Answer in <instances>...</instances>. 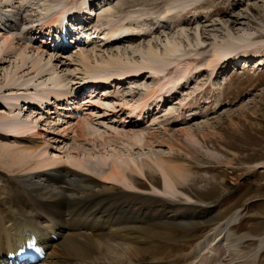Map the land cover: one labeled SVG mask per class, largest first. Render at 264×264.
Returning a JSON list of instances; mask_svg holds the SVG:
<instances>
[{
	"label": "rangeland",
	"instance_id": "1",
	"mask_svg": "<svg viewBox=\"0 0 264 264\" xmlns=\"http://www.w3.org/2000/svg\"><path fill=\"white\" fill-rule=\"evenodd\" d=\"M115 1L109 0L108 4L102 7L112 6ZM199 3H201L200 6L190 9ZM130 5L123 11H112L111 15L116 12L114 19L131 15L127 20L128 23L140 29L142 27V32L152 31V33L143 36L144 38L140 40H137L138 36L132 34L127 38L121 37L122 41L106 46L108 49L105 48L101 54L108 51L121 55L123 60L134 59L140 62L144 57L140 51L145 52L149 45H153L154 51L158 55L162 54L163 59H173L176 60L175 63L181 61L183 65L180 67L185 65L184 62L189 63L192 69L187 80H183L175 90L171 89L170 94L161 104L153 101L147 113L142 116L143 122L137 121L138 118L134 116L130 117L126 111L128 109L123 113L119 110L126 106L124 103L130 106L138 101L149 88L157 87L161 82L162 74L148 78L147 76L151 74L144 73L141 81L137 77L132 78L133 82L126 80L122 89H119L120 93L111 97L101 95L104 93L103 89H110L108 86L101 85L97 89H87V93L83 94L84 104L81 105L79 102V112L83 116L94 117L93 125L98 128L107 143L104 145L100 139L93 141L90 136H86L85 141L77 139L72 143L70 140V144L65 141L55 144L50 140L47 153L57 159L58 156L63 155L61 153L63 149L66 150L72 144H76L75 148L70 149L71 154L76 151L77 153L72 155L77 154L84 161L86 171L100 182L98 187L95 186L96 194L92 193L91 200L106 197L100 196L99 193H105L106 191L103 192L105 187H112L108 189L109 192L111 191L109 194L130 203L135 210L148 206L162 211L153 213L158 220L155 222L157 233L150 239L151 244H141L143 249L140 254L144 256L139 262L142 264H149L145 262L151 264L153 261L167 263L173 258L187 255L193 246L214 227L220 224L223 227L224 221L237 212L238 221L229 229L228 241L233 243L239 240V243L233 246L236 249H239L242 244L249 246L239 249L238 252H231L227 260L225 259V264H231L238 260L240 254L257 248L261 240H263L264 248V66L256 69L255 63L249 65L241 60L233 65L229 61V64L219 68V73V70L213 73V69L204 66V63L211 52L210 43L224 44L229 40L237 41L247 38L253 40L259 34H262V39L256 38L253 40L255 42H252V47L246 49L239 46L238 50H244V53L237 51L232 56L241 54L237 57L244 60L253 55V60H259V58H261L260 61L264 60V0H173L169 2L167 0H132ZM167 6L171 7L169 13L176 15L175 18L160 26H153L154 19L151 17L165 12ZM234 18H238V23L233 24V30H228L229 24L226 22ZM96 19L95 17L93 22ZM124 23H127L126 20ZM105 28L103 26L99 29ZM200 28L205 32L200 38L204 42L197 44L196 33L200 32ZM167 41L178 45L175 53L165 54L166 44L170 45ZM40 43V38H37L34 46ZM75 46L71 43V47L66 50L67 56L61 58L59 62H53L57 64L58 80L64 79V76L68 74L74 79L83 78L84 75L74 71L77 67L76 62L69 60L70 56L74 58L78 50ZM44 51L46 53L43 61L47 62L49 55L46 50ZM36 55L37 52L33 50L27 53V56L31 57ZM169 56L172 58H168ZM15 59L16 56L11 57L8 59L10 62L7 60L0 67V86L5 83V72L9 71V66H14ZM190 60H195L196 64H201L202 67L193 69L194 64ZM174 65V63L169 65L164 73L169 72ZM117 71L118 69H113L105 74L115 75ZM178 72L176 74H180V71ZM37 75L27 76L28 79H33V82H30V88L44 81L47 85L50 84L48 76L38 80ZM87 75L90 76L86 74L84 77H88ZM68 86L72 87L71 84ZM92 91H95L93 93L95 97L91 98L100 102L95 103V106H90L86 100L89 98L86 94L89 96L88 94ZM8 93L3 91L0 97ZM162 103L164 105L160 109ZM21 104L24 107L23 113H27L26 105L24 102ZM6 108V105L0 101V111L2 110L7 116L9 112ZM54 108L55 106L51 110L55 111ZM34 110L41 111L38 107ZM51 112L46 115L50 116L51 120H55L56 124L57 120L59 125L63 124L60 121L64 116ZM59 112L60 110L57 111ZM76 120L73 119V124ZM63 126L59 127L60 131L66 128ZM116 132L120 135L115 134ZM189 132L190 134L187 135ZM0 133L7 134L2 129ZM107 133L109 136L106 135ZM133 133L141 134V137L145 136L147 140L135 141ZM57 134L58 136L67 135V138L73 135L70 132L63 135ZM22 141L23 139L15 140V138H4L0 135L1 146L30 145V142ZM57 145L59 148L56 149ZM78 148H83L84 151H79ZM56 150H59L61 154L54 156L52 152ZM104 155L110 157L106 159L107 165L100 161V156ZM117 156L120 160L115 161V164L121 166L127 174L130 167L141 168V171L132 172L134 188L120 183H108L100 178L102 172L109 170L111 159ZM159 159L180 166L185 174L183 178L178 179V191L172 195H166L167 198L162 193L164 191L162 174L154 163ZM62 162L59 163L60 167L67 165V167L75 168L67 158L63 157ZM54 167L47 166L38 170H56ZM10 171H22V168L13 165L9 158L7 159L1 153L0 173ZM14 181H17V177ZM164 199L172 200L176 202V205L164 210ZM224 241L225 239H221L220 242Z\"/></svg>",
	"mask_w": 264,
	"mask_h": 264
},
{
	"label": "bare ground",
	"instance_id": "2",
	"mask_svg": "<svg viewBox=\"0 0 264 264\" xmlns=\"http://www.w3.org/2000/svg\"><path fill=\"white\" fill-rule=\"evenodd\" d=\"M99 1L97 2L101 4L99 8H96V4L91 2L89 4L92 5L93 11L94 8L98 10V12L95 11L97 19L94 22L106 28L104 30L94 29V32L100 31L110 40L76 44L75 47L78 50L75 56L73 55L74 58L70 56L69 60L76 62L75 73L82 74V76L90 74V76L74 79L73 76L70 77L68 74L64 76V79L58 80L57 64H53V62H59L61 58L67 56L65 55L67 45L63 44L60 49L54 48L44 37L51 35L50 28L53 27L56 30L60 28L61 17L66 10L80 9L84 4L89 6L87 1L0 0V67L8 59L16 56L14 66H9V71L5 72V83L0 86L1 93L3 91L9 92L0 97V101L6 105L9 112L6 116V113L0 111V130L2 129L7 133H0V135L4 138L11 137L15 140L23 139L22 142H30V145L19 147L17 145L16 147L7 144L0 145V154L2 153L7 159L9 158L13 165L22 168V171L0 173V264L9 261V253H15L18 248L29 243L44 249V258L36 264H142L139 262L144 256L140 254L143 249L141 244H151L150 239L157 233L155 222L158 217H155L153 213L162 211L148 206L135 210L130 203L109 194L111 191L109 192L108 189L112 187H103V192H106L99 193L100 196L106 197L91 200V196L96 194L95 186L98 187L100 182L86 171L84 161L77 154L76 156L72 155L77 153L76 151L71 154L70 149L75 148L76 144H72L66 150L63 149L62 152L60 151L63 155L58 156L57 159L47 153L50 140L55 144L64 143V141L69 143L70 140L73 143L74 140H84L86 136H90L93 141L100 139L104 145L107 143L103 135L99 133L98 128L94 127V117L79 114V101H81V105L84 104L85 99H81V93H85V88H97L99 85L108 86L110 89H103L104 93L101 95L111 97L120 93L119 89H122V85L126 83L123 81L133 82L134 77L139 78L141 81L144 78V73L151 74L147 76L148 78L162 74L160 77L161 82L157 87L149 88L138 101L130 106L124 103L126 106L121 107L122 109L119 110L120 113H123L124 110L128 109L126 111L130 117L134 116L138 118L137 121L143 122L142 116L147 113L152 102L156 101V103L161 104L163 99L170 94L171 89L174 88L175 90L183 80H187L192 69L187 62L183 61L185 65L180 67L183 65H181V61L175 63L176 60L173 59L165 60L162 54L161 58V55L154 51L153 45H149L145 52L140 51L144 54L140 62L134 59L132 61L123 60L120 57L121 55H115L108 51L101 54L105 48L108 49L106 46L115 44L112 42L113 39L122 41L123 38H127L132 34L138 36L137 40H140L152 31L145 33L142 32V27L140 29L132 26V23H128L127 20L131 15L117 19L113 18L116 12L111 15L114 10L119 12L131 6L132 0H116L112 6L107 7L102 6L108 4L109 0H102V3ZM200 5L201 3L190 9ZM170 10L171 7L167 6L165 12L151 17V19H154L152 24L158 23L157 20L159 19V23L165 19V21L173 20L176 15L169 13ZM72 15L77 16L75 12ZM125 20L128 24L124 23ZM235 23H238V18L227 21L226 24H229L227 29L233 30V24ZM107 32H111V34H105ZM204 33L202 29L196 33L197 44L204 42L200 40ZM37 35H42L41 43L34 46L33 39H36ZM256 38L262 39L263 36L259 34L253 40H256ZM253 40L247 38L246 40H229L224 44L210 43L211 52L209 57L205 59L204 66L212 68L213 73H215V70L217 72L219 68H222L221 66L229 64V61H231V64H235L240 59L237 56L241 54L236 56H232V54L237 51L244 53V50L239 51L238 49L240 47L242 49L252 47V42H255ZM75 42H78V40ZM167 42L170 45L167 46L166 44L165 54L175 53L178 45L175 42ZM242 42L244 43L240 44ZM43 49L49 55L47 62L43 61V56L46 53ZM30 50L36 51L37 55L34 57L27 56ZM252 56L249 57L252 58ZM168 58L172 57L169 56ZM190 61L194 64L193 69L202 67L201 64L197 65L195 60ZM261 62L257 64V67H260ZM173 63L175 65L170 68L169 72L164 73L167 67ZM113 69H118L115 75L105 74V72ZM178 71H180V74H176L179 73ZM31 74H38V80L48 76L50 84L47 85L44 81L30 88L29 85L30 82H33V79H28L27 76ZM68 84H71L72 87H69ZM94 92L88 94L89 96L86 94V97H89L86 100L90 106L100 103L91 98L95 97ZM75 95L80 98L75 100ZM36 98L39 100L45 99L46 104L41 103L38 106L40 109L45 106L44 109L39 112V110L27 106V113H23L24 107L21 102L33 106L35 103L30 102H34ZM163 105L164 103H162L160 109ZM52 106H55V111L63 110V112H66L63 117L64 120L60 121L63 124L59 125V120L56 124L55 120H51V117L46 115L51 112ZM60 114L62 112H59L58 115ZM70 118L72 119L69 120ZM73 119H77L74 124ZM62 125L66 128H62L60 131L61 128L59 127ZM67 132L73 135L67 138V135L58 136L59 134H57L63 135ZM115 134L120 135L117 132ZM133 134L135 141L147 140L145 136L141 137V134ZM189 134L190 132L187 133V135ZM122 136L127 135L122 134ZM37 139H39V142ZM16 142L20 143V141ZM55 148H59V145ZM60 148L63 147L60 146ZM78 150L84 151L83 148H78ZM52 153L54 156L61 154L59 150ZM47 155L48 157H46ZM63 157L64 159L67 158L71 164L73 163L75 168L67 167V165L60 167L59 163L63 161ZM106 159H110V157L107 155L100 156V161L104 165H107ZM119 160V156L111 159L109 170L102 172L100 178L108 183H120L126 187L134 188L135 182L132 174L141 171V168L138 166L130 167L127 174L121 166L115 164V161ZM154 163L162 174L164 188L162 193L167 198L166 195H172L178 191V179L183 178L185 174L180 166L167 163V161L164 162L163 159L155 160ZM47 166H55L56 170H38ZM151 166L153 165L151 164ZM15 177H17V181H14ZM124 191L130 193V191ZM163 201L165 202L164 210L176 205V202L169 199ZM237 221L238 215L236 212L224 221L223 227L220 224L206 234L187 255L173 258L167 263L153 261L151 264H225L226 258L231 252H238L239 249L249 246L248 244H242L239 249H236L233 246L239 243V240L233 243L228 241L230 237L229 229ZM221 239H225V241L221 243ZM262 244L263 240L257 248L251 249L248 253L240 254L238 260L231 262V264H264ZM145 263L150 264V262Z\"/></svg>",
	"mask_w": 264,
	"mask_h": 264
}]
</instances>
